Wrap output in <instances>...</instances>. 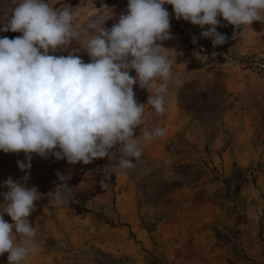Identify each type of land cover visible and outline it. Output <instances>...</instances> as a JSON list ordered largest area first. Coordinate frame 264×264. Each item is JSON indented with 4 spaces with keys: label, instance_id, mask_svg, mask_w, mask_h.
<instances>
[{
    "label": "rangeland",
    "instance_id": "rangeland-1",
    "mask_svg": "<svg viewBox=\"0 0 264 264\" xmlns=\"http://www.w3.org/2000/svg\"><path fill=\"white\" fill-rule=\"evenodd\" d=\"M19 2L0 0V16ZM48 3L69 5L78 28L97 13L112 16L104 24L111 28L128 0ZM165 7L173 38L158 43L177 53L166 111L158 116L146 106L133 138L141 127L162 128L164 135L142 142L139 161L133 158L132 169L112 174L108 190L100 186L108 157L72 165L33 154L24 182L42 194L29 217L38 252L22 264H264V23L253 22L246 38L234 40V27L218 17L224 26L217 31L228 40L213 47L198 25L177 21L172 6ZM20 35L0 32V38ZM193 38L198 46L187 43ZM82 46L83 40L81 46L72 42L55 55L71 53L88 63ZM133 90L137 102L147 104L150 93L138 85ZM18 160L27 163L23 152L0 151V185L25 175ZM57 172L71 174L73 198L53 206L48 194L59 183ZM131 208L135 231L125 214ZM4 219L12 223L7 214ZM7 256L0 264H8Z\"/></svg>",
    "mask_w": 264,
    "mask_h": 264
},
{
    "label": "clouds",
    "instance_id": "clouds-1",
    "mask_svg": "<svg viewBox=\"0 0 264 264\" xmlns=\"http://www.w3.org/2000/svg\"><path fill=\"white\" fill-rule=\"evenodd\" d=\"M165 5L172 6L177 21L198 25L201 37L213 47L228 40L217 31L224 26L218 17L234 27V40L246 38L253 22L264 23V0H128L126 13L111 28L104 24L112 16L103 13L78 28L69 5L56 8L48 0H20L10 14L0 16V32L22 33L0 38V151L23 152L27 161H17L25 171L20 180L9 177L0 185L8 189L0 193V256L8 253V264H22L38 252L37 230L29 217L42 194L24 182L33 154L72 165L108 157L111 164L102 170L100 181L108 190L112 174L132 169L133 158L139 161L142 142L164 135L162 128L141 127L133 138L137 126L144 124L146 106L158 116L166 111L177 53L158 43L173 38ZM82 40L80 50L90 62L71 53L55 55L72 42L81 46ZM175 83L180 86L182 81ZM134 85L150 93L147 104L137 102ZM57 177L59 183L48 194L53 206L73 198L71 174L57 172Z\"/></svg>",
    "mask_w": 264,
    "mask_h": 264
},
{
    "label": "crops",
    "instance_id": "crops-1",
    "mask_svg": "<svg viewBox=\"0 0 264 264\" xmlns=\"http://www.w3.org/2000/svg\"><path fill=\"white\" fill-rule=\"evenodd\" d=\"M151 156H152V154H151ZM129 205H130V203H129ZM132 209L133 208H131V209H129V211H127V212H125V214L126 215H128V217H129V219H128V221H130L129 222V231H135V230H137V224H136V222H134V220H133V218H134V216H133V212H132Z\"/></svg>",
    "mask_w": 264,
    "mask_h": 264
},
{
    "label": "trees",
    "instance_id": "trees-1",
    "mask_svg": "<svg viewBox=\"0 0 264 264\" xmlns=\"http://www.w3.org/2000/svg\"><path fill=\"white\" fill-rule=\"evenodd\" d=\"M187 43L191 46H198V43H193V40H187Z\"/></svg>",
    "mask_w": 264,
    "mask_h": 264
}]
</instances>
